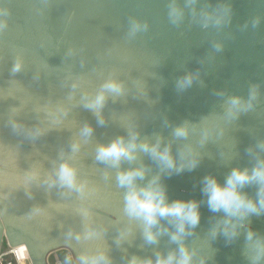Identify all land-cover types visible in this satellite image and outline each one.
<instances>
[{
    "label": "water",
    "instance_id": "water-1",
    "mask_svg": "<svg viewBox=\"0 0 264 264\" xmlns=\"http://www.w3.org/2000/svg\"><path fill=\"white\" fill-rule=\"evenodd\" d=\"M134 22L142 26L135 34ZM189 72L195 81L179 89ZM109 79L124 91L109 94L101 123L85 104ZM231 96L251 106L230 115ZM179 126L186 136L174 135ZM130 133L137 142L161 138L183 170L147 153L119 168L96 158L99 145ZM65 161L78 188L57 179ZM261 162L264 0H0V249L3 240L27 245L30 264H48L59 249L75 264L99 252L111 264L133 257L156 264L179 256L183 244L190 264H253L249 246L264 240V210L229 218L210 210L201 189L205 176L223 183L232 169L251 172ZM141 166L147 174L138 185L159 175L170 201L199 202L200 222L182 241H172L176 229L163 219L168 231L150 242L142 222L126 214L117 172ZM259 189L253 181L241 192L259 204ZM233 224L237 234L226 235Z\"/></svg>",
    "mask_w": 264,
    "mask_h": 264
},
{
    "label": "clouds",
    "instance_id": "clouds-1",
    "mask_svg": "<svg viewBox=\"0 0 264 264\" xmlns=\"http://www.w3.org/2000/svg\"><path fill=\"white\" fill-rule=\"evenodd\" d=\"M171 15L178 18L181 12L178 8L171 10ZM139 22H134L132 25V33L141 29ZM146 27V25L144 26ZM19 65L16 69L18 70ZM196 79V74L186 73L177 80V87L181 90L190 87ZM124 91L123 84L115 79H109L103 83L99 92L87 101L86 107L95 110V113L100 117V122L103 123L101 110L103 109L109 94L118 96ZM249 102H245L238 96H231L225 100V110L228 114H233L235 111L250 107ZM85 136L92 133L90 126H85L82 130ZM138 133H130V139L126 140L123 136L114 139L110 144H101L97 147L96 158L112 167L119 168L123 161H137L140 153H147L153 159L161 162L166 168H175L177 171L183 170L184 165L177 167L176 161L171 154L170 147H161V138H157L155 143L143 140L137 142ZM176 137H184L187 135V129L179 126L174 130ZM78 145H73L75 151ZM190 167H195L193 162ZM147 174V169L143 166L120 170L117 172V182L120 187L126 189L125 192V212L130 219L139 220L144 227V234L150 242L158 240V235L167 232L168 229L161 224V220L166 219L169 224L174 225L176 231L171 233L172 241H182L183 234L188 226L195 227L200 222L199 202L196 200H169L167 190L160 182V176L157 175L148 181L145 185H138L137 180H144ZM57 179L62 185L70 188H78L77 174L75 167L68 161L62 163L57 171ZM256 181L260 184L259 189V204L253 199H250L245 193L241 192L244 185ZM202 193L207 197V204L213 212H224L229 218L236 216L243 220L250 213L259 215L264 210V162L257 165L251 172L248 169L234 168L221 183L214 176H205L203 178ZM230 219L225 221L227 225ZM241 227L243 225H240ZM156 231H153V229ZM237 225L233 224L231 231L225 229L226 235H236ZM94 233L89 232L86 238H90ZM254 233L249 231L247 239L253 241ZM23 249L27 253V245H21L17 248ZM251 251L250 258L253 264H257L259 260L264 258V240H256L249 246ZM179 256L175 252L169 253L165 257H159L156 264H190L191 254L186 247L181 244ZM17 255V264H28L31 262L30 256H22L19 251L14 253ZM71 261V255L68 257ZM80 264H111L109 257L103 253L81 254L79 257ZM0 264H3L0 258ZM131 264H152L151 260L141 261L136 257L132 258Z\"/></svg>",
    "mask_w": 264,
    "mask_h": 264
},
{
    "label": "built area",
    "instance_id": "built-area-1",
    "mask_svg": "<svg viewBox=\"0 0 264 264\" xmlns=\"http://www.w3.org/2000/svg\"><path fill=\"white\" fill-rule=\"evenodd\" d=\"M21 245L10 246L8 244H5L3 247H1L0 258H2L3 264H17V255L14 254L17 251H19L22 256L26 257L28 255V252H24L22 248L17 250V248ZM28 264H30V261H28Z\"/></svg>",
    "mask_w": 264,
    "mask_h": 264
},
{
    "label": "rangeland",
    "instance_id": "rangeland-1",
    "mask_svg": "<svg viewBox=\"0 0 264 264\" xmlns=\"http://www.w3.org/2000/svg\"><path fill=\"white\" fill-rule=\"evenodd\" d=\"M4 245L5 244L3 240L1 247H3ZM70 255L71 253L68 250L59 249L49 254L47 261H48V264H57V263L58 264H75L72 255H71L72 260L71 261L68 260V257Z\"/></svg>",
    "mask_w": 264,
    "mask_h": 264
},
{
    "label": "bare ground",
    "instance_id": "bare-ground-1",
    "mask_svg": "<svg viewBox=\"0 0 264 264\" xmlns=\"http://www.w3.org/2000/svg\"><path fill=\"white\" fill-rule=\"evenodd\" d=\"M58 264V263H57Z\"/></svg>",
    "mask_w": 264,
    "mask_h": 264
}]
</instances>
